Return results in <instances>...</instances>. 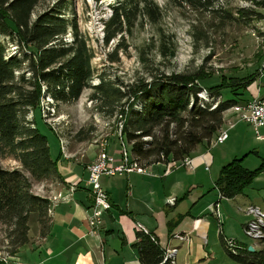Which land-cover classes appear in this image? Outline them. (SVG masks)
Wrapping results in <instances>:
<instances>
[{
	"label": "trees",
	"instance_id": "obj_1",
	"mask_svg": "<svg viewBox=\"0 0 264 264\" xmlns=\"http://www.w3.org/2000/svg\"><path fill=\"white\" fill-rule=\"evenodd\" d=\"M221 1L226 0H165L164 10L171 5L177 10L186 8L192 13L215 14ZM41 2L0 0V155L11 156L20 165L17 169L0 166V222L9 230L7 237L12 248L9 257L29 241L31 214L38 215L40 236H47L51 230L52 201L32 190L39 182L61 180L60 173L50 155L47 137L39 132L34 120L27 119L29 112L33 115L41 107L42 97H50L56 105L71 104L85 89H92L89 98L96 104L97 112L118 119L120 137L127 143L132 160L146 169L160 162H180L202 143L210 147L224 126L226 109L248 102L243 100V92L261 70L204 89L199 81H204L206 76L200 69L193 74L166 73L152 67L145 71V77L123 86L98 74L92 66L94 54L87 37L78 32L75 20L62 16L61 7L43 10L31 19L34 8ZM109 6L111 15L103 22V42L107 47L118 36L121 42L115 44L113 57L108 54V61H119L117 53H126L128 48L123 45V35L132 34L133 29L145 22L156 27V48L160 56L175 58L174 34L160 29L163 8L154 0H113ZM236 12L244 18L253 11L240 7ZM68 29L73 35L69 43L64 41ZM6 38L19 48L18 55L8 54ZM145 52L141 48L140 55ZM94 78L98 83L91 85ZM227 88L234 96L224 100L221 92ZM239 88L243 91L237 93ZM202 90L210 101L198 96ZM249 154L232 158L219 169L214 183L219 197L230 200L243 195L256 176L264 174V159L260 158L253 170L243 165ZM171 226L172 223L168 226L170 233ZM219 235L220 244L231 261L264 264V248L251 252L246 246L230 252L225 247L224 236L221 232ZM136 238L133 248L139 253L140 263L159 264L164 251L151 234L138 230Z\"/></svg>",
	"mask_w": 264,
	"mask_h": 264
},
{
	"label": "rangeland",
	"instance_id": "obj_2",
	"mask_svg": "<svg viewBox=\"0 0 264 264\" xmlns=\"http://www.w3.org/2000/svg\"><path fill=\"white\" fill-rule=\"evenodd\" d=\"M154 1L163 8V19L159 23L160 29L174 34L177 45L175 58L164 59L160 56L156 48V27L145 22L133 29L132 34L123 35V45L128 48L126 53H117L119 61L114 63L108 61V54L113 57L112 50L115 44L118 41L121 42L119 36L114 38L107 47L103 42V22L108 21L111 15L109 5L113 3V0H42L34 8L31 19L36 18L43 10L61 7L62 16L66 20H75L78 32L87 37L94 54L91 60L92 66L98 74L123 86L133 79L145 77L147 75L145 71L152 67L154 69L157 67L161 72L166 73L174 71L193 74L200 69L206 78L204 81L200 80L199 83L206 89L216 84L231 82L230 78H245L258 72L264 66V0L221 1L218 6L219 12L208 15L200 12L192 13L186 8L177 10L171 5H167L164 10L165 0ZM240 7L253 12L249 17L242 18L236 12ZM67 34L71 35L70 29ZM72 36L66 40L71 41ZM4 42L10 56L21 52L18 47L9 43L8 38L4 39ZM141 48L146 51L142 55H140ZM25 76L28 77L29 74L26 73ZM257 82L262 83L259 77ZM97 83L96 78L91 81V85ZM91 91L90 88L85 89L81 96L71 104L56 105L50 97L44 96L40 102L41 107L36 108L33 115L31 112L27 114V119L34 120L39 132L47 137L52 149L53 143L58 145V141L59 144L61 141L60 146H64V149L67 150L68 147L69 151L83 157L86 153H90L91 149L98 154L102 144L118 142L121 136L119 133L121 124L116 117L108 118L97 112L96 104L89 98ZM242 91L243 89L239 88L237 93ZM221 95L224 100L228 96H234L230 88L223 90ZM205 98V101H210V98ZM225 117L223 130L229 127V122L237 120L230 110ZM235 125L234 129H228L227 141L210 147L205 145L212 155L213 162L208 173L199 170V175H205L207 181L211 179L210 175L215 179L222 165L232 158H240L243 154L251 153L244 158V165L248 170L258 167L260 157L264 158V141L257 140L252 129L244 122L240 121ZM262 132L264 134V130ZM0 166L5 169L20 168L19 162L13 157L1 155ZM32 191L34 192V189ZM239 199L259 205L264 212V174L256 176ZM248 207L251 206H235L236 215L233 214L234 218L227 224V227L230 231L241 234L240 238L244 244H254L258 247L257 250H260L264 248V238L251 240L243 233L241 227L245 215L248 221L256 220L254 213L250 212ZM8 232V228L0 222V263L4 264H11V258L8 255L12 248L7 237ZM218 237L217 234V249L220 252L215 263L238 264L225 255V250L222 249ZM220 255H223L225 259H219Z\"/></svg>",
	"mask_w": 264,
	"mask_h": 264
},
{
	"label": "crops",
	"instance_id": "obj_3",
	"mask_svg": "<svg viewBox=\"0 0 264 264\" xmlns=\"http://www.w3.org/2000/svg\"><path fill=\"white\" fill-rule=\"evenodd\" d=\"M258 77L261 84L257 82ZM263 89L264 66L252 85L243 92V100L264 98ZM262 130L264 127L260 129L264 137ZM117 143L108 142L106 149L118 162L121 157L120 143ZM48 145L61 180L39 182L33 187L34 193L48 199L61 195L62 200L50 205L51 230L45 237L39 234L38 215H30L29 241L9 257L11 264H141L139 253L133 248L137 240L136 231H141L137 224L146 231H143L145 234L150 233L157 238L161 248L168 246L178 251L176 264H216L220 252L217 234L220 232L224 241L233 240L236 248L243 250L248 246L241 241V234L230 231L227 224L234 218L233 214L236 215L235 206L259 205L240 200L241 195L230 200L221 198L214 186L216 178L210 175L211 179L207 181L205 175H199V170L208 173L213 162L205 143L196 147L189 156L193 168L183 167L178 161L160 162L148 166L143 174L133 171L100 177L99 183L109 195L111 208L103 216L102 228L94 234L90 233L88 225L93 199L85 167L97 159L101 149L98 154L91 149L82 157L69 151L68 147L62 152L59 141L58 145L53 143V149L49 142ZM216 202L221 224H218L216 212L212 211ZM243 217L242 229L248 221L246 215ZM170 223L173 225L171 233L168 232ZM176 233L187 234L189 241L173 239L171 236ZM249 245L258 249L254 244ZM223 257L220 255L219 259H225Z\"/></svg>",
	"mask_w": 264,
	"mask_h": 264
},
{
	"label": "built area",
	"instance_id": "obj_4",
	"mask_svg": "<svg viewBox=\"0 0 264 264\" xmlns=\"http://www.w3.org/2000/svg\"><path fill=\"white\" fill-rule=\"evenodd\" d=\"M70 36V34H66L64 41L71 42L66 40ZM198 96L206 100L205 97H207V94L202 90L198 93ZM229 110L232 111L236 116V122H229V127H227L226 130H221L214 138V141L211 142V145H214L216 143L221 144L227 141L228 129L235 127V124L240 121L251 126L255 138L260 140L264 139V137H262L260 134V129L264 127V98L255 97L246 103L244 102L236 104L226 109L225 114ZM119 143V156L121 158L118 162L116 161V157L109 154V152L107 151V144H102L101 150L96 157L97 159H94L85 167V171L87 172V185L90 187V195L93 199L92 205L90 207L91 215H89L88 218V225L91 228L90 233L92 234L97 233L98 230L102 228L103 216L106 215L107 211L111 208L109 195L102 189V185H100L99 183L100 177L105 175L119 176L123 173H131L133 171L138 172V174H143L144 172H146V169L141 168L139 165H137L136 161L132 160V156H130V152L127 148V143H125L120 136ZM60 145H62L61 141ZM63 147L61 148L62 151L64 149ZM179 163L183 167H192V159L189 156L184 158ZM59 200H62L61 195H55L49 198V201H52L51 204L54 202H59ZM217 205L218 204L216 202V204L213 205L212 211L216 212L215 215L218 219V224H221V215L220 213H218V211H216ZM248 209L250 212L254 213L256 220H249L248 222H246L243 227V233L246 234L247 237H249L251 240L264 238V212L260 209V207L257 208L255 206L248 207ZM137 225L141 229V231H144L146 233V231L141 228L139 224ZM171 237L182 242L189 241L190 239L187 234L181 233H176ZM151 238L155 243H157V238H155L153 235H151ZM225 247L229 249L230 252H235L239 249L236 248V244L233 240L228 239L225 240ZM161 249L164 251V254H162V261L159 264H176L175 256L178 251L175 248H169L168 246Z\"/></svg>",
	"mask_w": 264,
	"mask_h": 264
},
{
	"label": "water",
	"instance_id": "obj_5",
	"mask_svg": "<svg viewBox=\"0 0 264 264\" xmlns=\"http://www.w3.org/2000/svg\"><path fill=\"white\" fill-rule=\"evenodd\" d=\"M247 248L249 249V251L253 252L254 250H256L255 248H253L252 246L248 245Z\"/></svg>",
	"mask_w": 264,
	"mask_h": 264
}]
</instances>
